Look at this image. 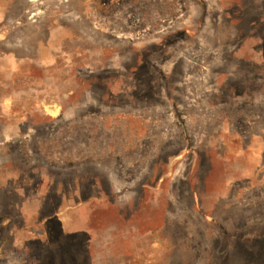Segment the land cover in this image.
<instances>
[{
	"label": "rangeland",
	"instance_id": "1",
	"mask_svg": "<svg viewBox=\"0 0 264 264\" xmlns=\"http://www.w3.org/2000/svg\"><path fill=\"white\" fill-rule=\"evenodd\" d=\"M0 264H264V0H0Z\"/></svg>",
	"mask_w": 264,
	"mask_h": 264
}]
</instances>
